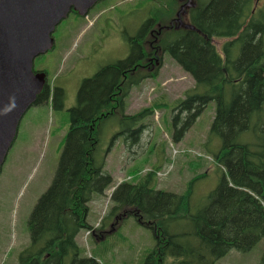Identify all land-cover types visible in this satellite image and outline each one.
I'll return each mask as SVG.
<instances>
[{"label": "trees", "instance_id": "16d2710c", "mask_svg": "<svg viewBox=\"0 0 264 264\" xmlns=\"http://www.w3.org/2000/svg\"><path fill=\"white\" fill-rule=\"evenodd\" d=\"M195 2L188 13L191 28H171L157 42L194 81L174 109L172 141L180 142L206 105L215 101L207 141L221 139L213 159L223 177L204 206L192 203V184L200 175L183 193L156 189L157 169L114 188L102 221L133 216L151 230L156 243L143 264H215L231 250L250 251L264 236V0ZM148 26L149 21L144 28ZM146 37L142 31L130 38L133 52L128 58L100 68L80 86L52 181L28 218L30 242L19 252L18 264H100L84 255L76 240L81 230L104 231L102 223L94 228L86 221L92 195H104L113 183L104 169L105 154L100 155L98 127L119 116L127 144L139 143L144 121L154 109L126 114L125 100L131 85L139 83L127 74L154 65L143 66L145 59L139 60L147 55ZM214 39L224 40L219 50ZM135 58L139 63L130 66ZM62 94L61 88L51 91L45 84L34 105L46 104L51 96L57 108ZM246 132H258L257 140L241 143Z\"/></svg>", "mask_w": 264, "mask_h": 264}, {"label": "rangeland", "instance_id": "374dc122", "mask_svg": "<svg viewBox=\"0 0 264 264\" xmlns=\"http://www.w3.org/2000/svg\"><path fill=\"white\" fill-rule=\"evenodd\" d=\"M160 1H164L163 6L168 7L164 9L159 4ZM194 1L190 0L191 7ZM110 2L111 0L99 2L85 17L70 12L52 34L53 48L34 60L33 70L43 71L51 91L59 87L63 94L57 108L49 101L28 108L19 122L16 137L2 164L0 264H18L19 252L29 245L28 218L39 197L52 181L64 146V137L70 126L69 109L77 105L78 91L83 81L93 77L100 68L129 57L133 49L126 37L136 36L140 32L141 25L149 18V9L151 15L160 18L156 22L161 24H166L167 17H175L177 11L174 0H130L128 10L122 6L119 12L106 10L99 14L101 8L111 6ZM170 7L168 14L154 13L158 9L167 12ZM189 8L187 7V15ZM112 15H115L114 19H111ZM108 20L115 30L106 28ZM180 25L189 26V22L183 17L178 28H185ZM156 26L152 27L156 32L147 34L146 41L149 42L156 36V40L152 42L157 43L168 34L169 29H161L158 33L160 28ZM213 41L218 50L224 42L223 39ZM145 50L144 53L150 51L146 46ZM159 56L162 61L155 76H149L152 72L155 73V60L150 69L139 68V74H127L128 78H139V83L131 85L125 100V113L133 114L144 107L154 109L152 116L144 122L146 127L139 143L127 144L129 142L121 133L123 127L119 116L102 121L98 127L100 155L110 152L105 158L104 169L112 174L113 186L117 178L130 175L131 182H134L141 177L140 174H145L142 172L144 170L163 171L171 165L168 175L155 178L154 187L175 193H183L190 180L200 175L192 184V203L204 206L207 195L223 177L222 168L215 161L210 163L204 158L184 155L172 158L170 144L174 149H196L213 159L222 145L219 137H211L207 141L215 114V101L206 105L180 142H173L174 109L179 99H184V91L194 86V81L167 52L163 54L159 51ZM257 137L258 132H246L240 136L239 141L251 143ZM111 187L104 195H92L86 219L94 228L102 223L104 231L100 229L94 233L81 230L76 237L77 243L84 255L92 256L100 264H143L145 257L154 248L155 237L149 228L140 224L133 216L125 219L118 216L103 223L111 206ZM263 259L264 236L250 251L231 250L215 264H260Z\"/></svg>", "mask_w": 264, "mask_h": 264}, {"label": "water", "instance_id": "95a60500", "mask_svg": "<svg viewBox=\"0 0 264 264\" xmlns=\"http://www.w3.org/2000/svg\"><path fill=\"white\" fill-rule=\"evenodd\" d=\"M97 1L0 0V170L22 116L46 82L44 72H34V59L53 47L52 34L71 10L85 15Z\"/></svg>", "mask_w": 264, "mask_h": 264}, {"label": "flooded vegetation", "instance_id": "af4514ba", "mask_svg": "<svg viewBox=\"0 0 264 264\" xmlns=\"http://www.w3.org/2000/svg\"><path fill=\"white\" fill-rule=\"evenodd\" d=\"M106 0H102V1H100V2H105ZM129 1L130 0H111V6H109V7H104V8H101L100 10H99V14H101V13H103V12H105L106 10H112L113 12H119V10L122 8V6L123 7H126V9L128 10V9H130V5H131V3H129ZM163 2L164 1H160L159 2V4L164 8V9H166L167 7H168V5L166 6V7H164L163 6ZM174 2H175V6H176V8H177V11H176V13H175V17H172V18H170V19H168L169 17H167L166 18V24H161L160 22H156V21H159L160 20V18H158L157 16H153V15H151V9H149V18L148 19H146L144 22H143V24L141 25V27H140V32L138 33V34H140L142 31H143V34L144 35H146V34H149V35H151V34H153V32H156V29H154V28H152L155 24L157 25L156 27L158 28H160L159 29V31H158V33H160L161 32V29H164V30H167V29H170V28H175V29H177L178 27H179V24H180V21L182 20V18L183 17H185L186 19H187V21L189 22V17H188V15H187V7H190L189 8V11H190V9L192 8L191 6H190V1L189 0H174ZM99 3V2H98ZM97 3V4H98ZM178 6V7H177ZM194 6V5H193ZM118 7V9H116ZM94 7H92L90 10H89V12L93 9ZM138 9V8H137ZM134 10H136V9H134ZM89 12H88V14H89ZM163 12H165V11H163ZM168 12V11H167ZM167 12H165L164 14H168ZM71 13H73L74 15H76V16H78V14H77V12L76 11H71ZM164 16V15H163ZM162 16V17H163ZM115 18V15H112V18L111 19H114ZM110 19V20H111ZM180 19V20H179ZM110 20H108L107 22H106V28H108V29H110V30H115V29H113V27H112V25H111V22H110ZM149 21V26H148V28H144V24L146 23V22H148ZM180 26H182V27H186L187 28V26H185V25H180ZM147 29H149V30H147ZM145 32H148V33H145ZM137 36H127L126 38L127 39H129V38H136ZM156 40V36L155 37H153V39L151 40V41H149L148 42V45L146 46L150 51L147 53V56H146V58L145 57H143L144 55H142L140 58H139V60H142V59H145V64H143V65H146V64H149V63H152L153 62V60H155V61H157V63H158V61L160 60V61H162L161 60V57L159 56V51L160 52H162L163 54H164V52L162 51V49L158 46V44L157 43H153L152 41H155ZM130 41V40H129ZM136 43H137V40H136ZM131 53V52H130ZM140 55V54H139ZM139 57V56H138ZM137 57V58H138ZM137 58H135L134 59V61L130 64V66L132 65V64H135V63H139L136 59ZM118 61H121V60H118ZM129 66V67H130ZM129 70V69H128ZM126 74H124V76H125Z\"/></svg>", "mask_w": 264, "mask_h": 264}, {"label": "built area", "instance_id": "2783aa9c", "mask_svg": "<svg viewBox=\"0 0 264 264\" xmlns=\"http://www.w3.org/2000/svg\"><path fill=\"white\" fill-rule=\"evenodd\" d=\"M182 152H183V151H182ZM188 152H190V153H194V152H192V151H188ZM173 153L176 154V153H178V151H177V150H174ZM194 154H195V153H194ZM197 155H199V154H197Z\"/></svg>", "mask_w": 264, "mask_h": 264}, {"label": "crops", "instance_id": "0c3cea01", "mask_svg": "<svg viewBox=\"0 0 264 264\" xmlns=\"http://www.w3.org/2000/svg\"><path fill=\"white\" fill-rule=\"evenodd\" d=\"M110 153V152H109ZM109 153H107V154H109ZM107 156V155H106Z\"/></svg>", "mask_w": 264, "mask_h": 264}, {"label": "bare ground", "instance_id": "6f19581e", "mask_svg": "<svg viewBox=\"0 0 264 264\" xmlns=\"http://www.w3.org/2000/svg\"><path fill=\"white\" fill-rule=\"evenodd\" d=\"M260 4V3H259ZM257 8V7H256Z\"/></svg>", "mask_w": 264, "mask_h": 264}]
</instances>
